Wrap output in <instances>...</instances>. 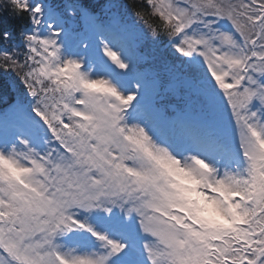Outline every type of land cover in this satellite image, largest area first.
Here are the masks:
<instances>
[{
  "label": "snow or ice",
  "instance_id": "obj_1",
  "mask_svg": "<svg viewBox=\"0 0 264 264\" xmlns=\"http://www.w3.org/2000/svg\"><path fill=\"white\" fill-rule=\"evenodd\" d=\"M0 102V264H264V0H0Z\"/></svg>",
  "mask_w": 264,
  "mask_h": 264
},
{
  "label": "trees",
  "instance_id": "obj_2",
  "mask_svg": "<svg viewBox=\"0 0 264 264\" xmlns=\"http://www.w3.org/2000/svg\"><path fill=\"white\" fill-rule=\"evenodd\" d=\"M62 1L63 0H55L56 3H59V2H62ZM82 1L85 2L84 4L87 3L86 5L89 6L90 8L95 9L96 7H92V5L95 4V1H96V4H98L99 0H82ZM121 2H123V3H131L132 0H121ZM4 25L6 27L10 28V29H15L17 27V22L13 21V20H10V19H5ZM10 96H11V94L9 95V97H6V99H10Z\"/></svg>",
  "mask_w": 264,
  "mask_h": 264
},
{
  "label": "rangeland",
  "instance_id": "obj_3",
  "mask_svg": "<svg viewBox=\"0 0 264 264\" xmlns=\"http://www.w3.org/2000/svg\"><path fill=\"white\" fill-rule=\"evenodd\" d=\"M104 3H106V0H105ZM104 3H102V5H103ZM98 13H99V12H98ZM158 48H159L160 53H164V52H165L166 45L162 42L160 45H158Z\"/></svg>",
  "mask_w": 264,
  "mask_h": 264
}]
</instances>
